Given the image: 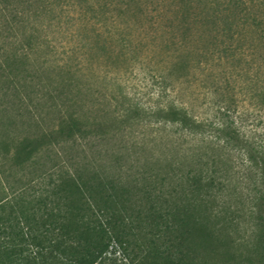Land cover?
I'll list each match as a JSON object with an SVG mask.
<instances>
[{
	"label": "trees",
	"instance_id": "obj_1",
	"mask_svg": "<svg viewBox=\"0 0 264 264\" xmlns=\"http://www.w3.org/2000/svg\"><path fill=\"white\" fill-rule=\"evenodd\" d=\"M112 245L264 264V0H0V264Z\"/></svg>",
	"mask_w": 264,
	"mask_h": 264
},
{
	"label": "rangeland",
	"instance_id": "obj_2",
	"mask_svg": "<svg viewBox=\"0 0 264 264\" xmlns=\"http://www.w3.org/2000/svg\"><path fill=\"white\" fill-rule=\"evenodd\" d=\"M144 66V65H143ZM168 64L165 65L164 62H160L159 57H154L153 61L151 60L144 68L149 73L154 68H161L163 70L167 69ZM137 74L130 77L128 84L129 87L132 88V93H136L138 98H141L143 102L147 105H154L156 102L159 101L161 95H163L162 91L160 90L157 81L150 78L149 73H145L144 70L138 68L136 70ZM129 77V76H128ZM128 91H130L128 89ZM170 95V93L168 92ZM132 255L129 253L128 256L124 253L121 249L117 246L112 245L107 252H105L99 261L95 264H136L137 260H131ZM20 264H68L66 262L65 257L57 256V255H50L47 252H44L40 257L33 259V257L29 259H25Z\"/></svg>",
	"mask_w": 264,
	"mask_h": 264
}]
</instances>
